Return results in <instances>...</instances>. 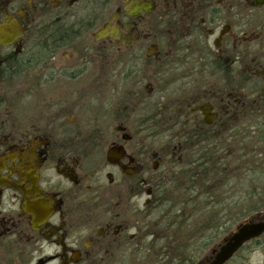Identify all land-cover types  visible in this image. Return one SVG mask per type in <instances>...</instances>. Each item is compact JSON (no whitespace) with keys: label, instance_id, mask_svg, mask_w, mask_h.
<instances>
[{"label":"flooded vegetation","instance_id":"obj_1","mask_svg":"<svg viewBox=\"0 0 264 264\" xmlns=\"http://www.w3.org/2000/svg\"><path fill=\"white\" fill-rule=\"evenodd\" d=\"M248 226L220 264H264V0H0V264H214Z\"/></svg>","mask_w":264,"mask_h":264},{"label":"water","instance_id":"obj_2","mask_svg":"<svg viewBox=\"0 0 264 264\" xmlns=\"http://www.w3.org/2000/svg\"><path fill=\"white\" fill-rule=\"evenodd\" d=\"M261 230L262 229L258 226H248L237 230V232L230 237L229 241L221 247L214 264H220L228 259L244 241L257 236Z\"/></svg>","mask_w":264,"mask_h":264},{"label":"rangeland","instance_id":"obj_3","mask_svg":"<svg viewBox=\"0 0 264 264\" xmlns=\"http://www.w3.org/2000/svg\"><path fill=\"white\" fill-rule=\"evenodd\" d=\"M219 218V219H218ZM216 219L218 220V221H221L222 220V215L220 214V215H216Z\"/></svg>","mask_w":264,"mask_h":264}]
</instances>
